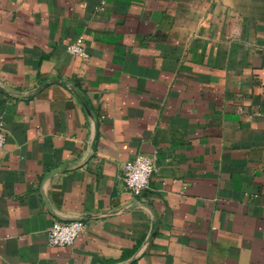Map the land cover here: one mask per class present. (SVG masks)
<instances>
[{"label": "crops", "instance_id": "crops-1", "mask_svg": "<svg viewBox=\"0 0 264 264\" xmlns=\"http://www.w3.org/2000/svg\"><path fill=\"white\" fill-rule=\"evenodd\" d=\"M1 121L0 264H264V0H0Z\"/></svg>", "mask_w": 264, "mask_h": 264}, {"label": "built area", "instance_id": "built-area-1", "mask_svg": "<svg viewBox=\"0 0 264 264\" xmlns=\"http://www.w3.org/2000/svg\"><path fill=\"white\" fill-rule=\"evenodd\" d=\"M67 51L73 55L89 57L81 39L70 43L67 46ZM8 134L7 128L1 121L0 149L5 146ZM155 170L154 160L147 155L139 154L126 163L123 176L124 183L131 193L139 196L149 187L150 178ZM85 229L86 223L82 219L55 221L48 230V242L53 246H71Z\"/></svg>", "mask_w": 264, "mask_h": 264}, {"label": "water", "instance_id": "water-1", "mask_svg": "<svg viewBox=\"0 0 264 264\" xmlns=\"http://www.w3.org/2000/svg\"><path fill=\"white\" fill-rule=\"evenodd\" d=\"M64 84H66V83L64 82ZM72 89H73V91H75V89H74L73 87H72ZM76 94H77V96L79 97V99L81 100V102L83 103V105L85 106L87 112H88L90 115H92L91 109H90V107L88 106L87 102L85 101L84 97H83L80 93H77V92H76ZM63 166H64V165H62V166L59 167L58 169H55L54 171H52L51 173H49V174L46 176V179L49 178V177H51V176L54 175L55 173L62 171ZM152 234H153V233H152ZM152 234L149 236V240H150ZM118 264H120V263H118ZM123 264H125V263H123ZM126 264H129V263H126Z\"/></svg>", "mask_w": 264, "mask_h": 264}]
</instances>
